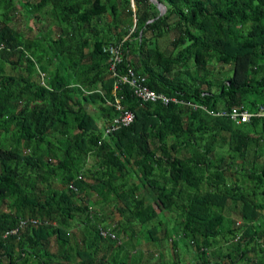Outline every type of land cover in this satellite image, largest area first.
I'll return each instance as SVG.
<instances>
[{"label": "trees", "instance_id": "1", "mask_svg": "<svg viewBox=\"0 0 264 264\" xmlns=\"http://www.w3.org/2000/svg\"><path fill=\"white\" fill-rule=\"evenodd\" d=\"M155 1L161 16L149 0H0L4 264H146L167 239L171 264L179 242L197 263L212 248L214 264H264V120L224 114L264 106V0ZM109 45L117 75L182 104L120 85L134 120L101 140L116 114Z\"/></svg>", "mask_w": 264, "mask_h": 264}, {"label": "built area", "instance_id": "2", "mask_svg": "<svg viewBox=\"0 0 264 264\" xmlns=\"http://www.w3.org/2000/svg\"><path fill=\"white\" fill-rule=\"evenodd\" d=\"M103 52L108 54L109 58V71L112 76L115 77V81L112 86V101H106V104L114 109L116 112L115 116L110 118L104 127L101 129V140L108 137L113 132L117 131L122 127H126L130 125L134 120V115L131 111L124 109L120 104V98L115 96V90L118 89L120 85H127L132 92L133 97L139 102V104L143 103H160L162 105H167L168 103L174 104H182L180 100L175 97H166L161 93H157L144 85V77L133 72L132 70H126L122 75H117L115 73V69L117 65L120 63V51L119 45H109L107 47L102 48ZM42 76V75H40ZM218 114V113H216ZM227 115L235 124L247 123L251 121L253 118L264 120V106L258 105L252 111H248L243 108H233L228 113H224ZM220 115H223V112H220ZM99 144V142H98ZM80 177L77 176V179ZM68 186L75 190L72 182H69ZM35 223L36 221H31ZM25 221H20L19 226L24 225ZM45 223V222H41ZM16 229L9 230L5 232L3 236L15 234ZM99 235L102 238H113V234L110 233L107 229H101L99 231Z\"/></svg>", "mask_w": 264, "mask_h": 264}, {"label": "crops", "instance_id": "3", "mask_svg": "<svg viewBox=\"0 0 264 264\" xmlns=\"http://www.w3.org/2000/svg\"><path fill=\"white\" fill-rule=\"evenodd\" d=\"M91 163H92V160H91ZM54 186H59V183H56L55 182L54 185H53V187ZM239 224H240V221L238 223H236L235 226H237ZM81 228H83V227H81L80 225H76V226L71 227L70 230H73L74 232H78V231L81 230ZM220 245L221 244H219L218 246H216V247H218V248H216L217 252H219V250H220V247H219ZM172 249L173 248L171 246V243H170V240L169 239L163 240L161 242H158V244H156V246L154 248H151L149 250V252L153 253V261L154 262H152V260H150L146 264H171L173 261L176 262L175 261L176 256H174V253H173V250ZM168 250L170 252H168ZM190 250L193 252V249L192 248H190ZM211 250H212V248L207 252V256H206L207 257L206 258L207 263H205V264H214L215 262H219L220 261L219 257L216 254H212ZM161 251H163L162 254H161ZM176 251H178V248H176ZM170 254H171V257H170ZM161 255H164L165 256L163 260H162ZM193 257H194V252H193L192 257L190 259L193 260ZM261 257H262V260L264 262V249H263V252L261 254ZM0 261L3 264L5 263V260L3 258H1ZM197 261H199V260H196V258L194 257V263L193 264H204V263H197ZM177 263L179 264V262H177ZM28 264H37V261L35 259L29 258L28 259ZM183 264H191V263L189 262V259H188L186 262H183ZM241 264H243V263H241Z\"/></svg>", "mask_w": 264, "mask_h": 264}, {"label": "rangeland", "instance_id": "4", "mask_svg": "<svg viewBox=\"0 0 264 264\" xmlns=\"http://www.w3.org/2000/svg\"><path fill=\"white\" fill-rule=\"evenodd\" d=\"M28 25L29 26H33V30H39V25L38 24H33V23H31V22H29L28 23ZM171 36L172 35H168V36H166V37H164V39L162 40V42H160V48L161 49H165L167 46H168V42H169V40L171 39ZM217 68H218V70H220L221 68L219 67V65H215L214 66V68H213V71L214 72H216L217 71ZM87 110H88V112L90 113V114H92V115H94V114H96L97 115V113L95 112V109H92V108H90V107H88L87 108ZM91 157H88V160H87V165H90L91 164ZM56 183H58V182H56ZM151 195V194H150ZM150 195H149V197H150ZM230 217H233V216H230ZM234 218V217H233ZM235 219V218H234ZM116 221H117V218L115 219ZM236 220V222H235V224L236 223H238L239 221L237 220V219H235ZM115 222V221H114ZM169 222V221H168ZM167 225V224H166ZM127 233H130V229H127ZM122 237V236H121ZM123 238V237H122ZM121 238V239H122ZM138 239H140L139 237H133L132 238V241H134V240H138ZM156 250V249H155ZM157 251V250H156ZM158 252V251H157ZM168 252H170L169 250H168ZM163 253V251H161V254ZM192 254H193V252L190 250V248H185V247H183V244L181 243V242H179L178 243V251H177V256H178V262H179V264H183V262H186L188 259H189V262L191 263V264H193L194 263V257H193V260H191L190 258L192 257ZM161 257H162V260L164 259V255H161ZM170 257H171V254H170ZM150 260H152V262H154L153 261V258L152 259H150ZM171 262V261H170Z\"/></svg>", "mask_w": 264, "mask_h": 264}, {"label": "water", "instance_id": "5", "mask_svg": "<svg viewBox=\"0 0 264 264\" xmlns=\"http://www.w3.org/2000/svg\"><path fill=\"white\" fill-rule=\"evenodd\" d=\"M149 1L156 6V8L158 10V16H161L165 12V8L162 4L156 2L155 0H149Z\"/></svg>", "mask_w": 264, "mask_h": 264}, {"label": "clouds", "instance_id": "6", "mask_svg": "<svg viewBox=\"0 0 264 264\" xmlns=\"http://www.w3.org/2000/svg\"><path fill=\"white\" fill-rule=\"evenodd\" d=\"M102 129V128H101Z\"/></svg>", "mask_w": 264, "mask_h": 264}]
</instances>
